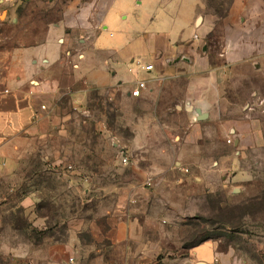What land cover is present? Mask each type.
Instances as JSON below:
<instances>
[{"label": "rangeland", "instance_id": "374dc122", "mask_svg": "<svg viewBox=\"0 0 264 264\" xmlns=\"http://www.w3.org/2000/svg\"><path fill=\"white\" fill-rule=\"evenodd\" d=\"M71 1L0 0V49L41 41ZM205 1L210 13L224 16L237 0ZM254 3L264 12V0ZM262 22L255 29L264 41V13ZM218 38L209 42L214 56ZM261 75L247 72L235 91L246 107L240 123L249 140L241 149L220 123L200 125L202 137L188 141L186 117L122 90L64 99L67 117L52 135L23 142L19 165L0 172V264H171L204 240L244 264H264ZM207 130L219 134L206 138ZM224 161L228 171L212 173Z\"/></svg>", "mask_w": 264, "mask_h": 264}, {"label": "crops", "instance_id": "0c3cea01", "mask_svg": "<svg viewBox=\"0 0 264 264\" xmlns=\"http://www.w3.org/2000/svg\"><path fill=\"white\" fill-rule=\"evenodd\" d=\"M254 4L237 0L219 16L209 12L204 0L68 2L63 18L47 25L41 41L0 49V172L19 165L17 157L26 152L23 142L52 135L67 117L61 113L64 99L84 101L92 89L108 90L112 96L122 90L135 99L130 93L139 81L147 82L140 98L191 123L188 141L202 137L200 125L220 123L230 126V144L243 148L249 138L240 123L246 107L235 101L240 98L235 91L247 72L262 76L264 71V41L255 29L263 24L264 12ZM13 23L17 28L16 19ZM251 30L256 37L247 34ZM216 34L221 52L214 56L209 42ZM148 64L154 68L150 73L143 69ZM198 109L206 115L204 121ZM218 134L204 131L206 138ZM36 150L34 145L28 151ZM227 163H218L212 173L224 175ZM171 264L244 262L219 252L210 240Z\"/></svg>", "mask_w": 264, "mask_h": 264}, {"label": "built area", "instance_id": "2783aa9c", "mask_svg": "<svg viewBox=\"0 0 264 264\" xmlns=\"http://www.w3.org/2000/svg\"><path fill=\"white\" fill-rule=\"evenodd\" d=\"M146 72L150 73L153 71V65L148 64L143 68ZM147 89V82L146 81H139L137 82V85L135 89L131 92V96L138 98L142 95V92ZM125 163H127V159L124 160ZM0 165H2V161L0 159ZM70 262H74V258H70Z\"/></svg>", "mask_w": 264, "mask_h": 264}, {"label": "water", "instance_id": "95a60500", "mask_svg": "<svg viewBox=\"0 0 264 264\" xmlns=\"http://www.w3.org/2000/svg\"><path fill=\"white\" fill-rule=\"evenodd\" d=\"M197 113L199 114V120H205L206 115L201 110L198 109Z\"/></svg>", "mask_w": 264, "mask_h": 264}, {"label": "trees", "instance_id": "16d2710c", "mask_svg": "<svg viewBox=\"0 0 264 264\" xmlns=\"http://www.w3.org/2000/svg\"><path fill=\"white\" fill-rule=\"evenodd\" d=\"M206 241H208V240H204L202 243H204ZM202 243H200V244H202ZM200 244H196L195 246H193V248L199 246Z\"/></svg>", "mask_w": 264, "mask_h": 264}]
</instances>
